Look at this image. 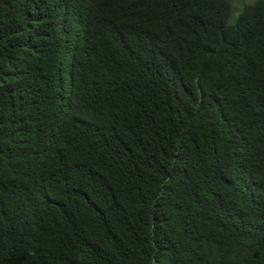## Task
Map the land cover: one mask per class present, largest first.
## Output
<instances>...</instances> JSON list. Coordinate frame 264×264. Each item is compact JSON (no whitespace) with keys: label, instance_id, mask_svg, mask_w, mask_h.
<instances>
[{"label":"trees","instance_id":"1","mask_svg":"<svg viewBox=\"0 0 264 264\" xmlns=\"http://www.w3.org/2000/svg\"><path fill=\"white\" fill-rule=\"evenodd\" d=\"M234 1L0 0V264H264V0Z\"/></svg>","mask_w":264,"mask_h":264},{"label":"rangeland","instance_id":"2","mask_svg":"<svg viewBox=\"0 0 264 264\" xmlns=\"http://www.w3.org/2000/svg\"><path fill=\"white\" fill-rule=\"evenodd\" d=\"M234 1V0H233ZM235 1H237V0H235ZM234 1V2H235ZM242 3H244V2H246L247 4H250V3H252L254 0H240ZM233 9L235 10V12H237L238 10H239V7L237 6V4L236 5H234V7H233Z\"/></svg>","mask_w":264,"mask_h":264}]
</instances>
